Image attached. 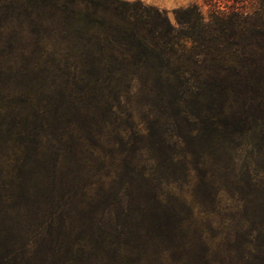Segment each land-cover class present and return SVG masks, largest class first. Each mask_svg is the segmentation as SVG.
Returning a JSON list of instances; mask_svg holds the SVG:
<instances>
[{
  "label": "trees",
  "instance_id": "1",
  "mask_svg": "<svg viewBox=\"0 0 264 264\" xmlns=\"http://www.w3.org/2000/svg\"><path fill=\"white\" fill-rule=\"evenodd\" d=\"M253 1L0 0V264H264Z\"/></svg>",
  "mask_w": 264,
  "mask_h": 264
},
{
  "label": "rangeland",
  "instance_id": "2",
  "mask_svg": "<svg viewBox=\"0 0 264 264\" xmlns=\"http://www.w3.org/2000/svg\"><path fill=\"white\" fill-rule=\"evenodd\" d=\"M14 1V0H8ZM19 2L28 0H15ZM126 1H137V0H126ZM146 5L156 6L160 9H164L168 12V15L173 23H176L175 11L187 7L191 4H197L201 11L208 16L212 10H218L224 14L229 15L230 18L236 20L235 24L230 31L233 33L234 38H239L241 34V23L240 18L237 17L240 12L246 10L252 12L256 6L253 0H249L247 3H242L240 0H140ZM237 14V16H236ZM72 87V86H71Z\"/></svg>",
  "mask_w": 264,
  "mask_h": 264
}]
</instances>
